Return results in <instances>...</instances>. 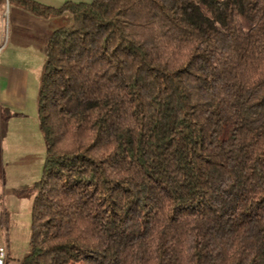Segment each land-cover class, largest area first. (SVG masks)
I'll return each instance as SVG.
<instances>
[{
	"label": "trees",
	"instance_id": "obj_1",
	"mask_svg": "<svg viewBox=\"0 0 264 264\" xmlns=\"http://www.w3.org/2000/svg\"><path fill=\"white\" fill-rule=\"evenodd\" d=\"M11 1L70 19L42 48L14 263L264 264V0Z\"/></svg>",
	"mask_w": 264,
	"mask_h": 264
},
{
	"label": "rangeland",
	"instance_id": "obj_2",
	"mask_svg": "<svg viewBox=\"0 0 264 264\" xmlns=\"http://www.w3.org/2000/svg\"><path fill=\"white\" fill-rule=\"evenodd\" d=\"M0 5V15L4 16L2 20L7 29V5ZM69 21L61 17L56 29ZM38 99L36 85L25 99L24 114L0 115V248L7 255L10 247L11 264H15L12 259L21 258L28 247L36 194L34 184L42 176L46 158V146L39 128Z\"/></svg>",
	"mask_w": 264,
	"mask_h": 264
},
{
	"label": "crops",
	"instance_id": "obj_3",
	"mask_svg": "<svg viewBox=\"0 0 264 264\" xmlns=\"http://www.w3.org/2000/svg\"><path fill=\"white\" fill-rule=\"evenodd\" d=\"M32 1L59 8L68 2L89 3L92 0ZM1 3L7 5L9 21L5 29L4 16L0 15V47L3 48L0 55V115L24 114L25 99L30 90L36 85L40 89L45 38L56 29L60 18L47 20L37 17L17 1L0 0Z\"/></svg>",
	"mask_w": 264,
	"mask_h": 264
},
{
	"label": "built area",
	"instance_id": "obj_4",
	"mask_svg": "<svg viewBox=\"0 0 264 264\" xmlns=\"http://www.w3.org/2000/svg\"><path fill=\"white\" fill-rule=\"evenodd\" d=\"M2 50H3V48L0 47V55L2 53ZM5 257H6L5 250L3 248H0V264H4Z\"/></svg>",
	"mask_w": 264,
	"mask_h": 264
}]
</instances>
